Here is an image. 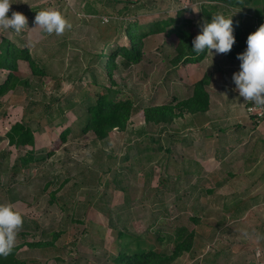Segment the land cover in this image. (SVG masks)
Returning <instances> with one entry per match:
<instances>
[{"label":"rangeland","instance_id":"rangeland-1","mask_svg":"<svg viewBox=\"0 0 264 264\" xmlns=\"http://www.w3.org/2000/svg\"><path fill=\"white\" fill-rule=\"evenodd\" d=\"M10 2L7 15L11 16L12 11L27 13V26L19 33L0 27V41L19 40V45H25L36 64L45 70L44 74H34L28 62L19 59L17 74L27 79V85H18L0 97V161L11 165L18 155L32 148L10 145L5 137L11 124L30 118L36 157L46 156L15 176L0 170V204H11L23 217L14 244L21 245V257L33 260L32 264H108V253L117 251L118 229L125 227L128 235L142 238L145 247L161 251L171 249L167 235L183 225L194 230L193 246L173 264H264V254L258 256L253 242L254 237L258 242L264 238L259 231L251 230L255 217L261 219L255 227L264 229L260 213L264 207L248 205L236 216H230L232 210L223 209V204L248 201L247 194L243 196L241 191L235 195L234 182L227 183L223 177L226 169L240 172L241 167L226 162L221 164L220 175L205 174V165H216L212 157L217 136L207 123L216 120L234 125L239 122L230 119L232 116L227 119L228 110L233 114L234 108L236 112L242 108L244 111L246 102L234 91L232 80L233 73L239 70V60L212 50L213 54L207 51L200 62L172 65L170 57L177 37L165 32L150 34L143 40L142 59L121 65L112 76L120 86L118 97L130 98L138 107L126 129L114 128L104 140L80 129L85 110L79 94L86 89L84 95L93 97L111 84L105 74L99 79L100 85L92 83L85 67L105 42L129 43L125 36H118L113 25L121 21L142 25L175 17L181 11L183 17L191 19L194 29L202 25L201 3L139 0L134 11L121 15L117 9L122 3L111 1L114 5H105V0ZM87 4L98 12H87ZM41 10L58 11L67 21L64 31L46 33L35 27V16ZM237 14V9L223 13L231 18ZM224 70L230 72L224 75ZM6 73L0 68V81ZM205 74L210 77L205 86L211 99L208 111L185 113L163 128L146 123L144 107L174 103L189 96L193 83ZM48 105H52V115L42 116ZM244 117L249 119L245 112ZM66 127L69 132L61 140L60 132ZM141 127L145 128L144 135L136 132ZM150 138L158 139L161 149ZM137 142V146L150 148L136 152ZM165 146L170 153L165 152ZM125 154L127 159H122ZM185 157H191L194 166L177 177L186 164ZM115 176L121 178L118 184L122 190L107 185ZM166 177L165 187L159 181ZM12 187L10 196L7 192ZM209 188L212 192H205ZM160 199L163 205L158 204ZM222 215L223 222H218ZM37 241H52V245L45 248L29 244ZM206 259L209 263H205Z\"/></svg>","mask_w":264,"mask_h":264},{"label":"trees","instance_id":"trees-1","mask_svg":"<svg viewBox=\"0 0 264 264\" xmlns=\"http://www.w3.org/2000/svg\"><path fill=\"white\" fill-rule=\"evenodd\" d=\"M111 1L123 4L117 9V13L122 15L126 12L134 11L138 7L137 3L139 0H105V5H114ZM194 1H199L201 3L200 14L202 16V25L205 22L210 21L215 14H223L227 10L237 9L238 14L232 17L235 42L232 49L228 53H224L227 58L232 60L237 59V55L246 49L247 36L257 30L261 24H264V0ZM86 11L93 13L98 12V10L94 9L93 6L89 4H87ZM26 14L27 13H23L24 16ZM101 22L103 23V21ZM191 22V19L182 16L181 11H178L177 16L175 17H168L142 25L138 24L136 21L116 22L113 25V28L116 29L118 36H125L129 43L128 45L118 44L116 42H105L103 44L95 59L89 61L88 65L85 67L91 82L100 85L101 83L99 79L100 77L103 78L102 75L105 74L111 83L110 85L113 84L117 86L116 81L112 77L114 71L121 65L128 66L132 63L139 62L143 55L142 46L144 38L150 34L159 32H165L167 35L174 34L177 37V41L174 45V52H172L173 56L170 57V63L172 65L200 62L206 56L207 51L199 54L195 53L192 50V40L200 32L202 25L194 26V29H192ZM17 42H11L7 39H2V41H0V68L7 71L4 79L0 81V97L5 95L9 90L15 89L18 85H27V79H22L17 74V61L19 59L26 60L34 74L41 75L45 72L43 66L39 67L36 64L29 49L25 45H19V40H17ZM108 47L111 49L107 50ZM117 57H119V60ZM94 65L95 67H93ZM209 78V74H205L202 78L195 81L191 87V94L183 99L174 103H161L159 105L144 107L142 111L146 123H152L163 128V125L171 123L175 118L183 116L185 113L193 115L209 110L211 104L210 93L205 87L206 84L210 82ZM110 85L105 87V92L99 93L93 97L90 95H84L86 89L79 94V97L82 98V100L84 99L82 105L85 110L84 119L80 123V129L82 132H93L97 140L106 139L109 132L114 128L119 130L126 129L128 119L138 109L130 98L118 97L120 86L112 88ZM249 102L250 101H248V103ZM47 107L48 110H45L42 113V116L48 114L50 116L52 115V112L50 111L52 105H48ZM31 120L32 119L30 118L29 121H16L11 124L5 132V137L10 145L16 147L31 145L32 148L26 150L24 154L18 155L11 165L8 163L4 164L0 161L1 172L6 173V171H8L11 176H15L16 173H20L22 169L31 167L34 161L46 157L44 156L39 159L36 157V152L34 150V131L29 124ZM251 121L256 122L253 119ZM68 132L69 128L67 127L62 130L59 135L60 139L65 140ZM136 132L138 135H144L146 133L145 128L142 127ZM151 140H153V142L157 141L158 148L161 149L162 145L159 143L158 139L150 138V141ZM137 145L138 142L136 143V146ZM137 147L136 152H140L149 149L150 145ZM163 149L165 152H171V149L166 146ZM49 154L50 153L47 155ZM127 157L128 154H125L122 159H127ZM162 160H164V158H162ZM183 163L186 164L184 167L180 168V173L176 175L177 177L189 172V167H192V165L194 166V161H192L191 157H185ZM119 180H121V178L115 176L111 181L108 180V183L106 181V183L113 189L117 188L122 190V185L120 186L118 184ZM166 181L167 177L161 178L159 183L163 185ZM159 183L157 186L160 185ZM166 184H164L165 187ZM12 190L13 187L7 192L10 196ZM205 192L210 193L212 192V189H206ZM243 202L244 201L238 200L232 204H223V209L232 210L230 216H236L238 212L247 208L248 204ZM158 204H164L162 199L159 200ZM224 218L225 216L222 215V217L218 219V222H223ZM124 228L125 227L117 230V251H110L108 253V264H173V262L184 252L190 251L195 236L194 230H188L183 225L177 226L174 228L172 234L167 235L172 243L171 249L165 248L161 251H157L151 247H145L146 243L142 238L137 235H128V233H126L127 230ZM29 244L34 246L44 245L46 248L47 245H52V241L43 243L37 241ZM20 248L21 245L16 244L7 255H0V264H32L34 262L33 260L21 257V253L19 252ZM217 254L218 253H214V256ZM208 260L209 259H206L205 263H209ZM210 263L213 264V261Z\"/></svg>","mask_w":264,"mask_h":264},{"label":"clouds","instance_id":"clouds-1","mask_svg":"<svg viewBox=\"0 0 264 264\" xmlns=\"http://www.w3.org/2000/svg\"><path fill=\"white\" fill-rule=\"evenodd\" d=\"M11 7L10 0H0V27L14 29L17 33L27 26L26 17L18 11L7 15ZM46 33L60 34L67 26V21L55 10H41L34 20ZM235 42L233 20L223 14H215L205 22L201 31L192 40V50L199 54L215 50L216 54L228 53ZM246 49L237 55L239 70L234 72L232 80L234 91L245 102L251 101L264 106V24L246 38ZM23 219L11 204H0V255H7L13 248L17 232Z\"/></svg>","mask_w":264,"mask_h":264},{"label":"crops","instance_id":"crops-1","mask_svg":"<svg viewBox=\"0 0 264 264\" xmlns=\"http://www.w3.org/2000/svg\"><path fill=\"white\" fill-rule=\"evenodd\" d=\"M235 61L237 62L238 59H235ZM238 63L237 66L240 65V61ZM226 72L230 71L224 70V75ZM229 107L231 111V105H229ZM230 116H232L230 119L239 123L230 125L232 123H228L227 121L219 122L216 120L207 123L210 132L217 136H214L216 140L214 141L215 148L212 157L214 160L216 159L214 161L216 165L212 163H209L207 166L205 165V174L207 176L212 174L220 175L222 172L220 169L221 164L238 163L239 167H241L240 172H236V168L232 170L226 169L224 171V175L226 176L223 177L226 178L227 183L230 182L232 184L234 182L233 189L236 190L235 195H239L237 194L239 191H241L243 196L247 194L248 201L246 204L255 208L259 206L264 207V119L256 122L246 119L244 117L243 108L238 109V112H236L234 108V114L228 110L227 119ZM205 135L207 134L205 133ZM229 153H231V155H228ZM263 212L264 210L260 213L264 217ZM247 215L248 212L240 219H245ZM259 219L255 217V220L252 222L251 230L259 231L261 237L264 238V229L255 227V225H257L256 221L259 222L261 220ZM263 240L262 242H258L256 237L253 238L254 246L257 247L256 253L258 256L264 254Z\"/></svg>","mask_w":264,"mask_h":264},{"label":"built area","instance_id":"built-area-1","mask_svg":"<svg viewBox=\"0 0 264 264\" xmlns=\"http://www.w3.org/2000/svg\"><path fill=\"white\" fill-rule=\"evenodd\" d=\"M244 112L249 120L260 121L264 119V106L255 105L251 101L245 103Z\"/></svg>","mask_w":264,"mask_h":264}]
</instances>
